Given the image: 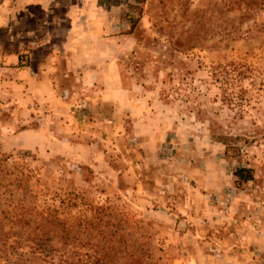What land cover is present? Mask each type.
I'll return each mask as SVG.
<instances>
[{
    "label": "rangeland",
    "instance_id": "374dc122",
    "mask_svg": "<svg viewBox=\"0 0 264 264\" xmlns=\"http://www.w3.org/2000/svg\"><path fill=\"white\" fill-rule=\"evenodd\" d=\"M53 1L34 18L60 22L59 44L84 2L107 67L56 68V111L0 89V264H42L37 246L55 264H247L236 244L264 222V0ZM0 12L15 50L28 13ZM231 64L242 79L220 88Z\"/></svg>",
    "mask_w": 264,
    "mask_h": 264
},
{
    "label": "crops",
    "instance_id": "0c3cea01",
    "mask_svg": "<svg viewBox=\"0 0 264 264\" xmlns=\"http://www.w3.org/2000/svg\"><path fill=\"white\" fill-rule=\"evenodd\" d=\"M50 1L52 0H19L18 5L13 6L12 9L0 6L5 8L0 11L7 10L12 15H15L17 9L21 13H28L26 18L30 26L20 37L21 46L16 45L15 50L8 48L0 50V86H2L0 89L9 95L10 100L14 97L18 106L24 110H29L31 106L33 110L41 111L47 103L51 108L54 107L53 111H56L57 106H61L62 103L57 97L58 85H55L56 68L107 67V64L101 62L100 51L96 54L97 60L93 61V43L95 49L100 50L97 48L98 43L104 39L101 33H91L88 30L87 25H90V21L84 2L80 7L79 4L74 3L65 9L61 21L67 23V28L63 32L62 41L57 44L60 22L56 24L57 27L44 30V27L52 25L53 21L51 23L47 20L42 21L40 17V19L34 18L30 9L37 7L47 18L52 6L57 5V2ZM89 10L91 12L92 8L89 7ZM3 17L4 15L0 12V29L7 25L8 20H4ZM94 23L95 30L98 28L97 30L102 31V23L97 20ZM5 34L7 41L11 43L18 40L17 34L11 28L9 31L5 29ZM40 51L44 53L40 55ZM15 100L12 99V102ZM242 236L243 241L239 242L240 245L236 244V248L243 249L247 264H264V222L258 228L249 226Z\"/></svg>",
    "mask_w": 264,
    "mask_h": 264
},
{
    "label": "trees",
    "instance_id": "16d2710c",
    "mask_svg": "<svg viewBox=\"0 0 264 264\" xmlns=\"http://www.w3.org/2000/svg\"><path fill=\"white\" fill-rule=\"evenodd\" d=\"M218 69L213 72L212 78H214V81L218 83L220 88L227 87L229 88L230 86L234 85L238 81L242 79L243 76V71L238 69V68H244V65H229V67L225 66H219L217 67ZM232 68V69H230ZM234 177L239 181V182H251L254 179L253 176V170L250 168H237L234 172ZM34 253L40 255L39 260L42 261V264H55L52 260L47 262L44 259L41 258L42 255V249L37 246L36 248L33 249L32 254L35 255ZM49 254V253H48ZM38 259V258H36ZM98 263V262H97ZM16 264H24L23 262H17ZM39 264V263H37ZM65 264H71V262L66 261ZM86 264V263H83ZM99 264V263H98ZM102 264V263H100Z\"/></svg>",
    "mask_w": 264,
    "mask_h": 264
}]
</instances>
